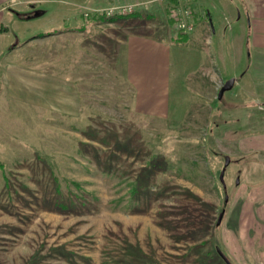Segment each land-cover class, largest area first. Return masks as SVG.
Here are the masks:
<instances>
[{
    "label": "rangeland",
    "instance_id": "374dc122",
    "mask_svg": "<svg viewBox=\"0 0 264 264\" xmlns=\"http://www.w3.org/2000/svg\"><path fill=\"white\" fill-rule=\"evenodd\" d=\"M191 2L195 26L202 11L211 15L202 49L189 43L193 31H179L184 16L167 17L175 38H186L182 60L204 68L172 86L160 117L133 108L119 63L127 35L163 30L159 12L93 23L82 20L125 3L35 0V34L59 27L36 40L33 62L76 85L79 101L68 110L1 105L0 264H227L220 252L232 264H260L251 219L264 210L252 196L264 186V88L252 96L239 80L218 98L242 76V40L251 64L246 5Z\"/></svg>",
    "mask_w": 264,
    "mask_h": 264
},
{
    "label": "crops",
    "instance_id": "0c3cea01",
    "mask_svg": "<svg viewBox=\"0 0 264 264\" xmlns=\"http://www.w3.org/2000/svg\"><path fill=\"white\" fill-rule=\"evenodd\" d=\"M19 1L0 0V108L4 103L8 106L23 104L39 110H50L53 105L56 109L68 110L73 108L71 103H75L77 106L79 96L76 85L51 71L41 69L32 59L35 56L33 47L36 40L48 37L59 25L50 23L52 26L49 32L35 34L32 24L35 20L34 17L37 16L28 15L32 11L38 12L37 5H34L35 0H28L29 7L23 10L18 7ZM241 1L246 5L245 17L249 23V26L246 27L250 31L251 64L243 61L245 48L242 40L238 46L237 60L240 61L239 64H243L244 71L241 78H236V83L239 84V80L250 82L253 87L251 95L259 97V89L264 88V74L259 76L260 72L264 71V0ZM109 2L114 5L120 2L138 4L139 15L143 13L142 11L150 13L151 16L156 12L162 15L163 30L153 31L151 29L126 36L121 44L119 63L123 78L133 88V108L145 115L165 116L170 110L172 89H174L172 86L178 83L184 87L187 85V81L204 67L197 63L198 60L191 66L188 65L187 60H182V44H177L174 41V29L169 25L166 11L169 4L165 0H125V2L109 0ZM191 3V0H179L178 13L182 15L184 9L190 10ZM16 11L20 13H16ZM26 13L27 15H25ZM201 13L206 14L204 11ZM203 15L189 36V43H194L197 49H202L201 46L206 45L207 31L211 32L212 28L211 15L208 13L206 16ZM188 20L193 22V19ZM82 21L89 22L87 18ZM43 27H48V25ZM246 30L243 25L242 36L244 38H246V34H244ZM18 36H20L19 39ZM219 50H222L221 44ZM195 52L198 54L197 51ZM262 189L263 191L253 192L252 196L264 198V186ZM251 220L253 221L252 228L260 231L257 246L260 248L259 252H262L261 264L264 262V239L262 237L264 210L261 206L254 211Z\"/></svg>",
    "mask_w": 264,
    "mask_h": 264
},
{
    "label": "trees",
    "instance_id": "16d2710c",
    "mask_svg": "<svg viewBox=\"0 0 264 264\" xmlns=\"http://www.w3.org/2000/svg\"><path fill=\"white\" fill-rule=\"evenodd\" d=\"M169 6L167 7V14H172L177 12L178 14V9H179V0H165ZM136 17H141V15H139V12H134L132 14H128V15H113V16H109L105 11L102 12H94L92 13L90 16H88V20L95 22V23H104V22H114L117 19H121V18H136ZM174 18V17H173ZM171 21V17L169 18V22ZM172 22V21H171ZM170 22V23H171ZM175 24V21L172 23ZM180 32H183L182 30H179ZM187 34V33H184ZM185 39H183V37H181V35H177V37L175 38V42L177 44H183Z\"/></svg>",
    "mask_w": 264,
    "mask_h": 264
},
{
    "label": "built area",
    "instance_id": "2783aa9c",
    "mask_svg": "<svg viewBox=\"0 0 264 264\" xmlns=\"http://www.w3.org/2000/svg\"><path fill=\"white\" fill-rule=\"evenodd\" d=\"M162 1V0H161ZM139 5L138 4H130V5H123V6H117L114 8H110L105 10V12L109 16L113 15H128L132 14L137 11ZM182 15L184 16V20L179 22V29L184 32H192L195 28L194 22H190L188 19H192V14L189 10L184 9L182 11ZM88 16V14H86Z\"/></svg>",
    "mask_w": 264,
    "mask_h": 264
},
{
    "label": "water",
    "instance_id": "95a60500",
    "mask_svg": "<svg viewBox=\"0 0 264 264\" xmlns=\"http://www.w3.org/2000/svg\"><path fill=\"white\" fill-rule=\"evenodd\" d=\"M35 15H36V16H39L40 13L37 12ZM235 83H236V79H229L228 81L224 82L223 85H222V87H221V89H220V91H219V93H218V98H219V99H222L223 95H224L226 92L231 91V90L233 89V87L235 86ZM229 162H230V160H229V158H227V159H226V166L229 164ZM224 174H225V172L223 171L222 174H221V180H222V181H224ZM223 217H224V212H222V213L220 214V217H219L218 222H217V225H218V226L221 224ZM220 255H221V257L224 259V261H225L227 264H232V263L229 261V259H228V258H227L222 252H220Z\"/></svg>",
    "mask_w": 264,
    "mask_h": 264
}]
</instances>
